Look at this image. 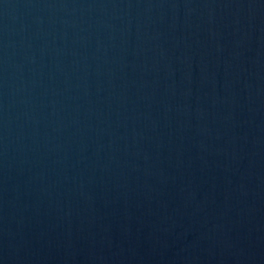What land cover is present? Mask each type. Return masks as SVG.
<instances>
[{
	"label": "water",
	"instance_id": "1",
	"mask_svg": "<svg viewBox=\"0 0 264 264\" xmlns=\"http://www.w3.org/2000/svg\"><path fill=\"white\" fill-rule=\"evenodd\" d=\"M0 264H264V0H0Z\"/></svg>",
	"mask_w": 264,
	"mask_h": 264
}]
</instances>
